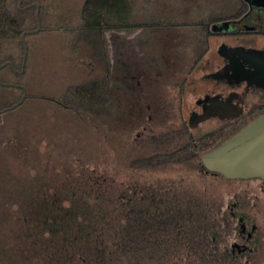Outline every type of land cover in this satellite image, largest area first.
I'll return each instance as SVG.
<instances>
[{
    "label": "rangeland",
    "instance_id": "1",
    "mask_svg": "<svg viewBox=\"0 0 264 264\" xmlns=\"http://www.w3.org/2000/svg\"><path fill=\"white\" fill-rule=\"evenodd\" d=\"M125 1L128 22L141 27L105 30L99 35L83 28V0H20L17 4L23 31L36 29L32 4H39L40 30L25 36V55L20 38L1 42L0 58L22 72L0 68V198L8 199L12 186L37 178L59 181L63 170L82 166L125 179L118 167L120 147L153 123L144 120L148 112L133 99L166 100L173 116L187 120L194 100L212 88L201 76L211 71L218 39L210 40L204 57L207 70L201 71V62L192 64L190 58L203 45L202 24L230 14L233 0ZM198 37L200 45L193 49ZM102 79L106 80L101 82L104 102L96 114L75 105L70 111L51 101L67 103L68 87ZM22 89L21 105L11 108L23 98ZM89 116H97L98 125H90ZM214 126L213 122L203 124L192 130V136ZM152 176L182 177L184 184L200 189L212 185L211 178L197 177L188 166ZM215 186L220 193L234 187ZM6 229L0 226V264H20L18 257L11 256L17 242Z\"/></svg>",
    "mask_w": 264,
    "mask_h": 264
},
{
    "label": "trees",
    "instance_id": "2",
    "mask_svg": "<svg viewBox=\"0 0 264 264\" xmlns=\"http://www.w3.org/2000/svg\"><path fill=\"white\" fill-rule=\"evenodd\" d=\"M17 4L0 0V55L2 41L24 32ZM127 18L125 0H83L80 9L83 28L96 35L141 27ZM0 66L9 65L0 58ZM101 82L106 80L68 87L67 103L51 101L96 114L104 102ZM170 109L166 100L160 108L151 105L144 120L154 124L130 144L122 143L117 157L125 179L82 166L63 170L59 181L37 178L10 187V197L0 198V226L17 242L11 256L20 264H229L213 258L224 248L230 220L214 209L212 192L227 180L208 172L200 158L231 133L193 137ZM96 117L89 116L88 123L97 124ZM187 166L197 177L211 178L212 185L200 189L182 177L152 176Z\"/></svg>",
    "mask_w": 264,
    "mask_h": 264
},
{
    "label": "flooded vegetation",
    "instance_id": "3",
    "mask_svg": "<svg viewBox=\"0 0 264 264\" xmlns=\"http://www.w3.org/2000/svg\"><path fill=\"white\" fill-rule=\"evenodd\" d=\"M233 3L230 14L202 24L203 45L190 58L192 64L201 62V71L207 70L209 63L204 57L210 49V40L218 39L213 46L215 59L211 71L201 76L213 86L194 100L195 108L189 111L188 119L181 118L191 135L192 130L210 122L215 126L203 134L222 130L232 135L264 114V0H233ZM200 40L195 38L193 49L200 45ZM9 67L17 72L12 63ZM139 97L133 100L142 103L138 107L145 112L151 105L160 108L163 103ZM145 129L142 127L136 136ZM225 179V185L234 187L223 193L214 191L212 198L214 205L218 204L214 209L227 214L230 222L223 235L224 248L220 253L223 255L213 258L229 264H264V182L258 178Z\"/></svg>",
    "mask_w": 264,
    "mask_h": 264
},
{
    "label": "water",
    "instance_id": "4",
    "mask_svg": "<svg viewBox=\"0 0 264 264\" xmlns=\"http://www.w3.org/2000/svg\"><path fill=\"white\" fill-rule=\"evenodd\" d=\"M32 6L36 9L34 17L37 27L20 35L24 55L27 50L25 36L40 30L39 4L34 3ZM221 53L227 56L226 52ZM8 65L11 66V63L8 62ZM23 93V98L11 108L22 103L25 98L24 90ZM201 163L208 172L227 179L258 178L264 182V114L252 119L216 146L205 151L201 156Z\"/></svg>",
    "mask_w": 264,
    "mask_h": 264
}]
</instances>
